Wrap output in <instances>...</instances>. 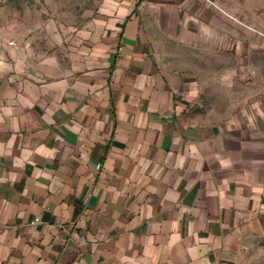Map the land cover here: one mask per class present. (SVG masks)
<instances>
[{
    "label": "crops",
    "instance_id": "crops-1",
    "mask_svg": "<svg viewBox=\"0 0 264 264\" xmlns=\"http://www.w3.org/2000/svg\"><path fill=\"white\" fill-rule=\"evenodd\" d=\"M4 40L0 264H230L264 236L263 35L203 0H106ZM175 40L219 47L248 93L206 114L160 58Z\"/></svg>",
    "mask_w": 264,
    "mask_h": 264
},
{
    "label": "rangeland",
    "instance_id": "rangeland-1",
    "mask_svg": "<svg viewBox=\"0 0 264 264\" xmlns=\"http://www.w3.org/2000/svg\"><path fill=\"white\" fill-rule=\"evenodd\" d=\"M106 0H0V41L14 34L40 30L51 24L79 26L101 7ZM223 9L232 20L255 30L264 37V0H203ZM5 41V40H4ZM180 41H161L159 55L165 63L188 68L203 81V104L206 114L225 113L244 93L237 87L232 66L241 63L222 56L219 47L202 41L193 48ZM190 46V47H191ZM260 78L264 79V46L256 53ZM232 87H235L233 89ZM237 87V88H236ZM230 264H264V236L248 240Z\"/></svg>",
    "mask_w": 264,
    "mask_h": 264
},
{
    "label": "built area",
    "instance_id": "built-area-1",
    "mask_svg": "<svg viewBox=\"0 0 264 264\" xmlns=\"http://www.w3.org/2000/svg\"><path fill=\"white\" fill-rule=\"evenodd\" d=\"M6 42H7V44H14V41H6ZM3 46H5V41H4V40L0 41V49H1Z\"/></svg>",
    "mask_w": 264,
    "mask_h": 264
}]
</instances>
